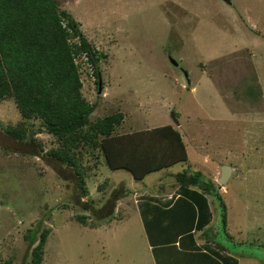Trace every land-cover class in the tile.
<instances>
[{"label":"rangeland","instance_id":"rangeland-1","mask_svg":"<svg viewBox=\"0 0 264 264\" xmlns=\"http://www.w3.org/2000/svg\"><path fill=\"white\" fill-rule=\"evenodd\" d=\"M56 1L103 53L100 91L77 59L82 93L96 105L90 119L121 111L116 133L173 125L188 160L135 179L83 151L81 197L76 174L47 155L56 140L38 121L36 143L2 131L21 117L13 99L1 100L0 262L30 264L25 236L47 228L41 264H152L139 199L175 195L167 170H199L216 181L222 165H232L219 184L231 238L214 200L217 239L238 264H264V0ZM115 192L122 195L105 217ZM75 215H86L87 225Z\"/></svg>","mask_w":264,"mask_h":264},{"label":"trees","instance_id":"trees-1","mask_svg":"<svg viewBox=\"0 0 264 264\" xmlns=\"http://www.w3.org/2000/svg\"><path fill=\"white\" fill-rule=\"evenodd\" d=\"M102 58L103 53L56 0H0V102L13 99L21 117L17 124L1 129L19 141L36 143L32 126L38 121L56 140L47 155L76 174L81 197L88 195L85 178L89 167L82 162L83 151L101 155L109 168L125 169L135 179L188 160L186 145L173 125L116 133L124 118L121 111L90 119L96 105L82 93L77 59L89 65L98 84ZM174 178L178 188L174 200L165 207L146 201L140 212L152 249L180 244L186 238L198 249L194 232L208 231L212 217L209 198L217 201L222 230L231 238L221 186L212 178H204L199 170L184 169L176 172ZM120 193L115 192L104 205L105 217L113 216ZM74 218L87 225L86 215ZM90 225L95 227L93 223ZM48 233L43 228L26 234L32 245L30 264H41ZM211 244L226 249L220 242ZM198 254L207 259L206 264H237L234 256L214 249ZM199 260L196 264H200ZM0 264H10V261Z\"/></svg>","mask_w":264,"mask_h":264},{"label":"crops","instance_id":"crops-1","mask_svg":"<svg viewBox=\"0 0 264 264\" xmlns=\"http://www.w3.org/2000/svg\"><path fill=\"white\" fill-rule=\"evenodd\" d=\"M178 7H180V9L184 11H187V9L184 7H181L179 5ZM230 167H231V173H232V171L234 170V167H232V165H230ZM176 172L178 171L167 170L164 173H162V176H166L168 178L173 177ZM220 191L223 192L225 190L224 189L222 190L220 188ZM145 192H148V190H146ZM173 192L175 195L170 196L172 192L161 190L157 192L155 195H153V198L139 199L137 211L141 212L142 207L145 208L144 202L146 201L147 202L150 201V203L157 204L160 207H165L167 203H170L171 201H173L174 198L177 196L178 188L176 186L174 187ZM213 203L214 201H212L209 198V206L212 212V217H211V222L207 227L208 231L204 232L202 230H196L194 232V239H195L194 243L196 244L197 246L196 248L198 249H194L195 247H193V243L191 239L189 238L183 239L180 244L176 242L171 245H167V246L164 245V246L156 247L155 249H152L151 245L149 244L148 249L150 250L152 264H196V262H198V259H200L199 260L200 264H202L203 260L205 261V264H206L207 259L200 256L198 252L208 251L211 249H214L215 251H217V253H220V254H224L225 252H227V249L223 250L217 247L215 244H211V242H220L217 239L218 236L216 235L218 230H216L214 226L215 219L218 217L215 216L216 212L215 213L213 212V208H214ZM140 214L141 213H139V215ZM216 221L218 222V220ZM209 253H212V252L210 251Z\"/></svg>","mask_w":264,"mask_h":264},{"label":"water","instance_id":"water-1","mask_svg":"<svg viewBox=\"0 0 264 264\" xmlns=\"http://www.w3.org/2000/svg\"><path fill=\"white\" fill-rule=\"evenodd\" d=\"M226 1L229 2V0H226ZM174 63H176V62H174ZM100 90H101V79L99 77V81H98V91H100ZM230 172H231V167L230 166H228V165H222L220 175L216 179V182L218 184H220V185L226 183L227 180H228V178H229Z\"/></svg>","mask_w":264,"mask_h":264}]
</instances>
